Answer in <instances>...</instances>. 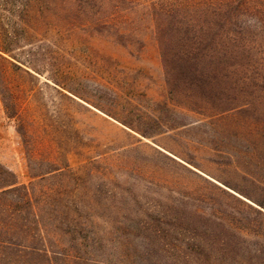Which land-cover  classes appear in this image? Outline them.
Here are the masks:
<instances>
[{"label": "rangeland", "instance_id": "374dc122", "mask_svg": "<svg viewBox=\"0 0 264 264\" xmlns=\"http://www.w3.org/2000/svg\"><path fill=\"white\" fill-rule=\"evenodd\" d=\"M16 44L12 54L27 72H8L16 118L7 116L0 93V165L28 189L54 249L79 242L81 234L100 239L83 249V263L147 264L146 250L156 246L149 236L155 213H182L189 229L199 212L248 234L233 247L225 232L221 239L234 252L218 264H252L251 251H264L259 228L247 223L264 224L249 206L264 209L237 191L264 199V183L244 178L245 170L264 182V107L208 126L207 117L170 105L198 122L180 128L182 119L156 107L168 101L169 90L153 30L125 45L77 29L60 37L43 31ZM103 102L151 137L107 116ZM169 119L176 129L161 127ZM231 146L240 151L236 159Z\"/></svg>", "mask_w": 264, "mask_h": 264}, {"label": "trees", "instance_id": "16d2710c", "mask_svg": "<svg viewBox=\"0 0 264 264\" xmlns=\"http://www.w3.org/2000/svg\"><path fill=\"white\" fill-rule=\"evenodd\" d=\"M18 29H23V36ZM75 29L107 35L123 45L141 32L153 30L169 90L168 101L156 107H162L172 119H182L180 128L198 122L170 105L207 117L208 126H214L215 120L264 107V0H154L149 5L139 0H0V93L9 118H16L18 110L8 72H27L12 54L14 45L22 40L30 42L43 31L60 37ZM103 103L99 109L107 116L151 137L142 125ZM172 119L161 127L176 129ZM231 147L237 153L231 156L236 159L240 151ZM234 163L242 170L236 160ZM244 174L254 185L264 183L245 170ZM237 191L264 209V199ZM249 207L264 218V211ZM155 214L149 236L156 246L146 250L147 264H218L222 254L234 252L228 251L229 239H221L225 232L232 234L233 247L236 240L248 235L235 232L225 220L199 212L189 220V229L182 227V213L174 218L164 212ZM45 223L28 189L19 186L16 176L0 165V264H87L81 252L89 242L98 245V237L78 234L79 242L73 238L68 248L54 249ZM247 223L251 229L259 228L255 232L259 233L260 246L264 224ZM113 251L117 254L119 248ZM251 253L252 264H264V251ZM89 264L98 263L91 259Z\"/></svg>", "mask_w": 264, "mask_h": 264}]
</instances>
